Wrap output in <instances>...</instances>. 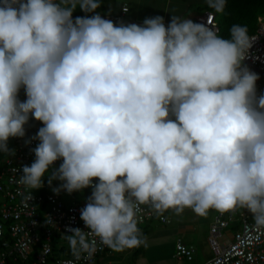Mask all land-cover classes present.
Returning <instances> with one entry per match:
<instances>
[{"label":"clouds","instance_id":"clouds-1","mask_svg":"<svg viewBox=\"0 0 264 264\" xmlns=\"http://www.w3.org/2000/svg\"><path fill=\"white\" fill-rule=\"evenodd\" d=\"M101 5L0 0V153L14 154L8 140L30 119L43 125L26 141L39 143L18 183L91 189L80 219L117 253L144 243L135 217L147 204L202 217L243 208L264 234V94L244 64L255 40L247 26L233 24L226 39L176 16L167 27L162 16L114 24ZM77 8L85 15L73 18ZM65 231L76 260L103 250L85 230Z\"/></svg>","mask_w":264,"mask_h":264},{"label":"built area","instance_id":"built-area-1","mask_svg":"<svg viewBox=\"0 0 264 264\" xmlns=\"http://www.w3.org/2000/svg\"><path fill=\"white\" fill-rule=\"evenodd\" d=\"M128 9L123 4L118 13L102 17L114 24L125 23L124 15ZM194 22L204 23L219 32L214 12L198 13ZM249 35L255 40L244 64L258 75L256 88L260 95L264 94V13L258 18L255 31ZM21 92L25 97L23 89ZM42 126L41 122L30 119L25 125V136L12 138L11 151L14 154L0 160V264H65L66 261L94 264L107 247L99 245L98 238L88 234L80 219V209L85 206L91 189H87L84 200L66 203L55 193L35 192L18 183L22 174L20 169L34 161L31 149L39 143L38 140L26 141L35 136ZM60 163L61 160L56 161L54 167H59ZM30 191L33 199L25 201L21 193L27 195ZM167 211L158 214L150 204L140 205L135 217L138 227L154 219L170 223ZM68 227L85 230L88 239H97L98 248L102 247L103 250H98L90 259H85L86 254H82L81 259L76 260L68 241L63 238L68 234L65 231ZM207 244L212 256L203 264H215L217 260L221 264H264V234L255 228L253 218L246 209L216 211L209 224ZM195 252V246L186 244L181 238L176 239V259L191 261Z\"/></svg>","mask_w":264,"mask_h":264},{"label":"rangeland","instance_id":"rangeland-1","mask_svg":"<svg viewBox=\"0 0 264 264\" xmlns=\"http://www.w3.org/2000/svg\"><path fill=\"white\" fill-rule=\"evenodd\" d=\"M114 7L108 10L107 13L115 10ZM19 99L22 100V97L19 96ZM11 144L12 140L9 138L8 146ZM3 154L0 153V158ZM59 183V181L54 180L50 187L47 183V177L44 181V185L52 193H54L52 188L57 187ZM34 190L39 192V189ZM86 190L71 194L61 191L58 196L66 203L80 202L85 199ZM215 212L216 210L210 209L207 216L202 217L195 214L191 209H185L181 214H176L174 210H168L166 215L170 220L172 219V222L165 224L156 219L149 222L146 226L147 233L142 235L144 243L140 247L119 253L109 249L98 258L95 264H193L195 257L191 261L178 260L173 257L175 252L174 241L184 231L193 235V240L200 243V248L201 245L207 244L209 222H211L210 220Z\"/></svg>","mask_w":264,"mask_h":264},{"label":"crops","instance_id":"crops-1","mask_svg":"<svg viewBox=\"0 0 264 264\" xmlns=\"http://www.w3.org/2000/svg\"><path fill=\"white\" fill-rule=\"evenodd\" d=\"M123 4H126L129 8L124 15L125 24L137 23L139 25L142 24L146 17L162 16L164 18L165 26L167 27V24L170 22L172 16L180 17L181 19L189 18L194 21V17L200 13L198 11V7L200 5L206 4V0H112L105 4L104 10L99 12V14L103 16L105 14L118 13ZM113 7L115 10L107 13V11L113 9ZM74 17L75 16L73 15V18ZM21 97V101L26 99L24 96ZM171 222L172 219L170 223ZM177 238H181L188 245L195 246V262L193 264H203L208 258L212 256L208 244L201 245L200 248V243L193 240V235L183 231Z\"/></svg>","mask_w":264,"mask_h":264},{"label":"trees","instance_id":"trees-1","mask_svg":"<svg viewBox=\"0 0 264 264\" xmlns=\"http://www.w3.org/2000/svg\"><path fill=\"white\" fill-rule=\"evenodd\" d=\"M110 1L112 0H102V5L99 9H97V11L98 12L103 11L105 8V4ZM198 11L200 13L204 11L214 12L215 19L219 25L218 35L227 39V38H230L229 29L231 28L233 24L246 25L248 28V34H251L255 31L257 20L264 13V0H226L225 10L223 13H220V14L215 13L214 9L208 7L207 3L204 5H200L198 7ZM73 15L75 17L83 16L85 15V13L81 12L79 8H77L76 11L73 13ZM88 15H91V14H88ZM19 96H23L22 92L19 93ZM11 147H12V144L8 146L10 150H11ZM5 156H7V154H3L1 158ZM44 181H46V177L44 178ZM39 192L43 194L49 193L46 185L40 188ZM146 226L147 224H144V225H141L139 228L142 235L147 233ZM108 250L109 249L106 248L99 255V257L105 252H107ZM135 252H137V250H135ZM9 264H16V263H9Z\"/></svg>","mask_w":264,"mask_h":264}]
</instances>
